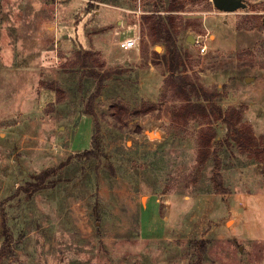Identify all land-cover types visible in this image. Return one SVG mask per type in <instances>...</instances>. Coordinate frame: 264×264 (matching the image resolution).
Listing matches in <instances>:
<instances>
[{
    "label": "rangeland",
    "instance_id": "1",
    "mask_svg": "<svg viewBox=\"0 0 264 264\" xmlns=\"http://www.w3.org/2000/svg\"><path fill=\"white\" fill-rule=\"evenodd\" d=\"M147 1L103 0L87 12V0H0V203L15 249L5 264H264V176L247 154L224 147L227 196L212 193V163L195 171L194 122L170 125L179 99L153 54L163 47L145 37ZM242 1L232 12L211 0L186 5L174 13L177 41L191 77L218 92L223 109L242 108L258 137L264 0ZM130 29L136 46L126 51L120 36ZM190 35L205 38L206 54ZM83 51L114 76L95 101L108 160H73L53 188L12 197L29 174L89 146L83 107L95 81L82 78ZM151 192L164 196L147 208ZM192 239H206L201 257Z\"/></svg>",
    "mask_w": 264,
    "mask_h": 264
},
{
    "label": "trees",
    "instance_id": "2",
    "mask_svg": "<svg viewBox=\"0 0 264 264\" xmlns=\"http://www.w3.org/2000/svg\"><path fill=\"white\" fill-rule=\"evenodd\" d=\"M103 0H87L86 11L93 9L95 3ZM202 0H148L147 14L142 16L145 37L151 45L163 46L159 55L153 52L165 69L166 83L178 104L170 107V125L179 126L193 121L197 146L195 171L200 172L212 163L210 172L211 190L214 194H227L228 188L223 184L221 174L222 147L225 150L236 148L240 153L247 154L255 162L262 164L261 173L264 175V135L254 136L250 127L244 122L243 109L234 106L222 108L219 104L221 96L218 92L207 89L197 79L189 74L187 51L177 41L176 16L188 4H195ZM78 57V64L82 78L94 79L95 88L84 101L83 114L92 118V131L89 147L68 155L59 164L48 167L36 174H29V180L18 186L12 197L24 194L25 200H30L38 192L46 188H53L57 179L55 176L66 168L73 160H108L104 151V139L96 118L95 101L100 97L104 84L114 76L108 72L98 71L92 67L93 58L89 51H83ZM84 76V77H83ZM223 127V134H219ZM98 165V164H97ZM112 171V166L108 165ZM195 178V177H194ZM6 199L0 203V264L8 262L15 254L12 245V234L5 210ZM188 244L201 257L207 247L206 239H192Z\"/></svg>",
    "mask_w": 264,
    "mask_h": 264
},
{
    "label": "crops",
    "instance_id": "3",
    "mask_svg": "<svg viewBox=\"0 0 264 264\" xmlns=\"http://www.w3.org/2000/svg\"><path fill=\"white\" fill-rule=\"evenodd\" d=\"M94 14L96 15V14H99V10H95L94 11ZM118 22V21H117ZM121 21H119V23H120ZM134 33H133V31H131V29L128 31V32H122L121 33V36H120V42L121 41H124V40H127V39H134ZM163 47V46H162ZM127 51V50H126ZM163 51V50H162ZM162 53V52H161ZM148 64H150V63H148ZM150 69H153L152 67L150 68ZM85 122H88V119H87V117H85ZM255 134H257V132L255 131ZM254 136H256V135H254ZM89 147V146H88ZM88 147H86V148H88ZM85 149V148H84ZM254 161V160H253ZM252 168H254V170H259V172H260V174H262L261 173V169L263 168V165L262 164H259V163H257V162H253L252 163ZM264 170V169H263ZM263 175V174H262ZM264 176V175H263ZM157 195H159V194H156V193H147L146 194V197H147V201H146V207L148 208L149 206H151L152 204H156V203H159V200H158V198L159 197H162V196H164V195H161V196H157ZM225 196H227L228 195V193L227 194H224ZM184 198H187V196L185 195L184 196ZM227 198V197H226Z\"/></svg>",
    "mask_w": 264,
    "mask_h": 264
},
{
    "label": "water",
    "instance_id": "4",
    "mask_svg": "<svg viewBox=\"0 0 264 264\" xmlns=\"http://www.w3.org/2000/svg\"><path fill=\"white\" fill-rule=\"evenodd\" d=\"M213 7L221 12H232L240 8L245 7V3L242 0H211ZM187 43L193 45L194 37L188 36Z\"/></svg>",
    "mask_w": 264,
    "mask_h": 264
},
{
    "label": "built area",
    "instance_id": "5",
    "mask_svg": "<svg viewBox=\"0 0 264 264\" xmlns=\"http://www.w3.org/2000/svg\"><path fill=\"white\" fill-rule=\"evenodd\" d=\"M135 46H136L135 39H127V40L119 42V47L123 50H130V49H133ZM193 46L197 49L200 55L206 54L207 44H206L205 38H203L202 36H196L194 38Z\"/></svg>",
    "mask_w": 264,
    "mask_h": 264
},
{
    "label": "bare ground",
    "instance_id": "6",
    "mask_svg": "<svg viewBox=\"0 0 264 264\" xmlns=\"http://www.w3.org/2000/svg\"><path fill=\"white\" fill-rule=\"evenodd\" d=\"M86 132V131H85Z\"/></svg>",
    "mask_w": 264,
    "mask_h": 264
}]
</instances>
